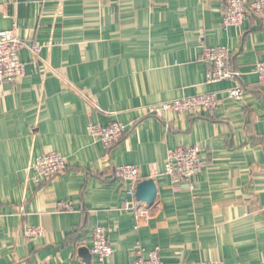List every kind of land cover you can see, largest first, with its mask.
Instances as JSON below:
<instances>
[{"label":"crops","instance_id":"0c3cea01","mask_svg":"<svg viewBox=\"0 0 264 264\" xmlns=\"http://www.w3.org/2000/svg\"><path fill=\"white\" fill-rule=\"evenodd\" d=\"M226 0H0V31L18 26L26 75L0 86V264H100L94 229L113 264L160 249L163 264H264V20L223 26ZM204 45L225 46L240 75L207 83ZM39 48L38 51L36 49ZM241 86L236 100L227 91ZM208 92L214 115L143 108ZM91 122L126 126L107 153ZM168 125V127H167ZM198 145L202 171L178 186L170 149ZM57 152L63 174L37 183L35 159ZM117 165L153 179V204L125 202ZM69 201L73 209L56 210ZM28 227L45 233L29 239ZM83 250H86L84 252Z\"/></svg>","mask_w":264,"mask_h":264},{"label":"built area","instance_id":"2783aa9c","mask_svg":"<svg viewBox=\"0 0 264 264\" xmlns=\"http://www.w3.org/2000/svg\"><path fill=\"white\" fill-rule=\"evenodd\" d=\"M249 16L264 20V0H226L223 18L225 28L240 27ZM24 46L25 41L19 35L17 25L11 29L0 31V86L4 83H15L26 75L27 65L20 58V51ZM38 50L39 48L36 49V51ZM202 59L209 66L207 83L211 84L240 75L237 70L231 68V52L225 46L204 45ZM255 71L260 81L264 83V61L256 64ZM227 93L228 97L239 100L244 94V88L241 86L231 88ZM220 102L219 93L208 92L160 102L146 106L143 110L147 114L157 116L169 111L185 112L193 117L202 116L204 112H207L213 116ZM89 132L95 140L102 143L107 155L122 140L126 132V126L120 122H112L107 126L91 122ZM201 153L202 149L198 145H178L169 150L165 163V174L170 177L174 185L188 183L190 188L194 189L193 178L204 167ZM33 167L38 173L36 182L41 183L63 174L67 168V160L57 152H48L37 157ZM115 176L131 184L129 194L132 195V198L125 202L124 208L127 211L134 212L137 218L147 216L149 214L148 209L140 208L139 202L135 198L137 185L145 180L142 178L139 168L135 165H117ZM72 209L73 205L69 201H60L56 206L58 212ZM25 233L27 238L34 239L44 234L45 229L43 227H28ZM92 251L98 256L100 264H113L111 261L113 248L107 239L106 230L102 226H96L94 229V247ZM42 264L58 263L44 262ZM128 264H163L160 249L154 248L147 254L144 250H140ZM207 264H225V262L217 259Z\"/></svg>","mask_w":264,"mask_h":264},{"label":"water","instance_id":"95a60500","mask_svg":"<svg viewBox=\"0 0 264 264\" xmlns=\"http://www.w3.org/2000/svg\"><path fill=\"white\" fill-rule=\"evenodd\" d=\"M157 196V187L153 179H145L136 187V198L139 201L153 204ZM86 252V250H83Z\"/></svg>","mask_w":264,"mask_h":264}]
</instances>
